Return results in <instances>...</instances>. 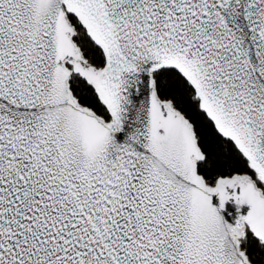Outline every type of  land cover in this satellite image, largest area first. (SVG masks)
<instances>
[{"label": "snow or ice", "instance_id": "obj_1", "mask_svg": "<svg viewBox=\"0 0 264 264\" xmlns=\"http://www.w3.org/2000/svg\"><path fill=\"white\" fill-rule=\"evenodd\" d=\"M0 264H264V0H0Z\"/></svg>", "mask_w": 264, "mask_h": 264}]
</instances>
